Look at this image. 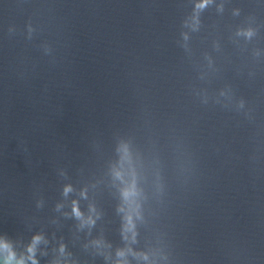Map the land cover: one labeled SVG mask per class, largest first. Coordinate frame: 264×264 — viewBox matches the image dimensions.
I'll return each mask as SVG.
<instances>
[{"label": "clouds", "instance_id": "1", "mask_svg": "<svg viewBox=\"0 0 264 264\" xmlns=\"http://www.w3.org/2000/svg\"><path fill=\"white\" fill-rule=\"evenodd\" d=\"M78 214V213H77Z\"/></svg>", "mask_w": 264, "mask_h": 264}]
</instances>
